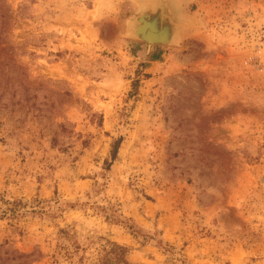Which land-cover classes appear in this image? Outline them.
<instances>
[{"label": "rangeland", "instance_id": "obj_1", "mask_svg": "<svg viewBox=\"0 0 264 264\" xmlns=\"http://www.w3.org/2000/svg\"><path fill=\"white\" fill-rule=\"evenodd\" d=\"M170 2L0 0V264H264V0Z\"/></svg>", "mask_w": 264, "mask_h": 264}, {"label": "water", "instance_id": "obj_2", "mask_svg": "<svg viewBox=\"0 0 264 264\" xmlns=\"http://www.w3.org/2000/svg\"><path fill=\"white\" fill-rule=\"evenodd\" d=\"M175 12L170 0H142L134 17L132 37L147 44L173 43L181 28Z\"/></svg>", "mask_w": 264, "mask_h": 264}, {"label": "trees", "instance_id": "obj_3", "mask_svg": "<svg viewBox=\"0 0 264 264\" xmlns=\"http://www.w3.org/2000/svg\"><path fill=\"white\" fill-rule=\"evenodd\" d=\"M116 151V145L113 148L112 151V158H115V152ZM110 249L106 252V254L102 257L99 264H127L124 261V254L126 250L115 243H111ZM114 253V255L111 257V254Z\"/></svg>", "mask_w": 264, "mask_h": 264}, {"label": "bare ground", "instance_id": "obj_4", "mask_svg": "<svg viewBox=\"0 0 264 264\" xmlns=\"http://www.w3.org/2000/svg\"><path fill=\"white\" fill-rule=\"evenodd\" d=\"M181 37V36H180Z\"/></svg>", "mask_w": 264, "mask_h": 264}]
</instances>
